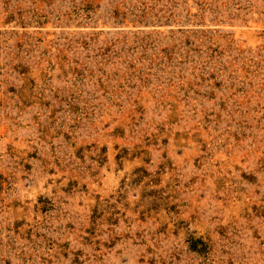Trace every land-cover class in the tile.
Returning a JSON list of instances; mask_svg holds the SVG:
<instances>
[{
    "label": "rangeland",
    "instance_id": "374dc122",
    "mask_svg": "<svg viewBox=\"0 0 264 264\" xmlns=\"http://www.w3.org/2000/svg\"><path fill=\"white\" fill-rule=\"evenodd\" d=\"M0 264H264V0H0Z\"/></svg>",
    "mask_w": 264,
    "mask_h": 264
}]
</instances>
